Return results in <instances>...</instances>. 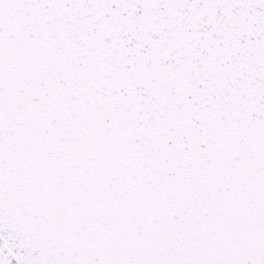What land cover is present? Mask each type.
<instances>
[{"label":"snow or ice","instance_id":"6c2138e0","mask_svg":"<svg viewBox=\"0 0 264 264\" xmlns=\"http://www.w3.org/2000/svg\"><path fill=\"white\" fill-rule=\"evenodd\" d=\"M0 264H264V0H0Z\"/></svg>","mask_w":264,"mask_h":264}]
</instances>
